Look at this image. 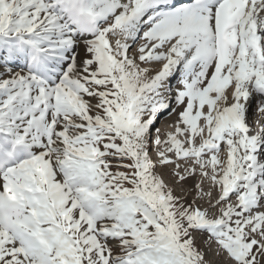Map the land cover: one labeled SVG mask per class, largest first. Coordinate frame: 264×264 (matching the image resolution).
I'll list each match as a JSON object with an SVG mask.
<instances>
[{
  "label": "snow or ice",
  "instance_id": "1",
  "mask_svg": "<svg viewBox=\"0 0 264 264\" xmlns=\"http://www.w3.org/2000/svg\"><path fill=\"white\" fill-rule=\"evenodd\" d=\"M253 107L264 0H0V264H264Z\"/></svg>",
  "mask_w": 264,
  "mask_h": 264
},
{
  "label": "rangeland",
  "instance_id": "2",
  "mask_svg": "<svg viewBox=\"0 0 264 264\" xmlns=\"http://www.w3.org/2000/svg\"><path fill=\"white\" fill-rule=\"evenodd\" d=\"M252 110H253V112L250 113L249 114V117H248L250 124H251V122H254V120H255L256 117H259V116L255 115V108L254 107L252 108ZM163 119H165V118H161L157 122V124H156V127L157 128H159L160 123L163 121ZM160 132H161L162 139L163 138H166V134L163 133L162 131H160ZM153 135L155 136V132L153 133ZM151 155H152L153 160L156 161L157 160V155H156L155 149L153 150V152H152ZM156 171L163 176L164 180L167 179L168 181H170L171 188L173 189L175 195L181 196L182 198H186L189 202H191L192 200L195 199L196 202H197V205H199L201 208H203V205L208 206V202H207L208 201V198L207 197H204L202 199H197V197H196V191H195V193H191V191H190L191 188H189V190H185V188H187L185 186V184L187 183L186 181L184 183H178L175 180V178L172 176V171H173L172 166H167V167H163V168H161V167L158 166L157 169H156ZM197 175L192 176V177L193 178L198 177V183H199L201 181V177L199 175V170H197ZM192 177H190L189 179H191ZM183 184H184V188L182 187ZM201 186H202V188L204 189L205 192L212 191L213 192V199L216 198L217 193H216L215 189H213L211 187L210 183L207 180L203 181V183H202ZM232 199H233V202H235V197H233ZM198 239L201 242V247H203L204 245H203L202 241H203L204 237L203 236H200ZM213 247H215V246H213ZM214 259H217L219 261V264H224V261H226V257L214 258Z\"/></svg>",
  "mask_w": 264,
  "mask_h": 264
},
{
  "label": "bare ground",
  "instance_id": "3",
  "mask_svg": "<svg viewBox=\"0 0 264 264\" xmlns=\"http://www.w3.org/2000/svg\"><path fill=\"white\" fill-rule=\"evenodd\" d=\"M181 109H177V113L180 111ZM253 110L251 109L249 114L252 113ZM178 119V115L176 114H173L172 116H169L165 119H163V121L160 123V131H162L163 133L167 134L168 132H174V126H175V123H176V120ZM260 118L259 117H256L254 122H251V124H255V121L256 120H259ZM261 119H264L261 117ZM198 176V175H197ZM165 182L166 184H168L170 187H171V183L170 181H168L167 179H165ZM187 183L185 184V186L187 188H185V190H189V188H191V193H195V184L198 183V177H195V178H191V179H188V181H186ZM182 187L184 188V184L182 185ZM205 200V199H204ZM208 206L206 205H203V208H207Z\"/></svg>",
  "mask_w": 264,
  "mask_h": 264
}]
</instances>
